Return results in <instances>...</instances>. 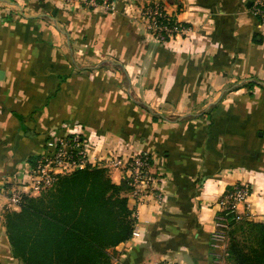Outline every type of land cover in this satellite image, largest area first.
<instances>
[{
    "label": "crops",
    "instance_id": "obj_1",
    "mask_svg": "<svg viewBox=\"0 0 264 264\" xmlns=\"http://www.w3.org/2000/svg\"><path fill=\"white\" fill-rule=\"evenodd\" d=\"M153 1L187 30L156 41L141 13ZM249 7L0 0L3 264L15 260L4 218L11 191L25 188L30 165L73 133L94 165L107 167L113 151L146 152L158 177L142 198L127 192L136 223L109 250L111 264H223L214 232L220 200L236 185L250 189L240 204L246 219L264 222V23ZM110 166L120 184L124 171Z\"/></svg>",
    "mask_w": 264,
    "mask_h": 264
},
{
    "label": "trees",
    "instance_id": "obj_2",
    "mask_svg": "<svg viewBox=\"0 0 264 264\" xmlns=\"http://www.w3.org/2000/svg\"><path fill=\"white\" fill-rule=\"evenodd\" d=\"M130 190L99 166L61 175L40 195L25 196L19 210L5 212L13 255L23 264H111L116 252L109 250L134 231ZM230 226L232 263L264 264V222L232 220Z\"/></svg>",
    "mask_w": 264,
    "mask_h": 264
},
{
    "label": "built area",
    "instance_id": "obj_3",
    "mask_svg": "<svg viewBox=\"0 0 264 264\" xmlns=\"http://www.w3.org/2000/svg\"><path fill=\"white\" fill-rule=\"evenodd\" d=\"M116 2L117 0H85V3L91 7L106 10H114ZM250 2L249 10L252 16L264 23V0H250ZM142 15L147 20L149 33L160 43L167 42L174 35L187 30L182 24L173 21L161 4L146 6L142 10ZM94 159L88 154L86 144L79 134L73 133L57 140L52 153L40 156L30 165L29 182L25 188L12 192L9 205L12 203L20 205L26 195L36 196L53 187L61 175L69 174L87 165H94ZM109 159L113 167L124 171L125 180L132 187L130 191L133 199L142 198L148 190L156 186L158 177L149 153L139 152L125 158L113 151L109 153ZM249 194V187L240 184L234 186L221 198L214 232V247L217 246V238L223 236V232L232 220L240 221L248 217L245 211H241L240 204L245 202ZM158 197L161 198V192L158 193Z\"/></svg>",
    "mask_w": 264,
    "mask_h": 264
},
{
    "label": "rangeland",
    "instance_id": "obj_4",
    "mask_svg": "<svg viewBox=\"0 0 264 264\" xmlns=\"http://www.w3.org/2000/svg\"><path fill=\"white\" fill-rule=\"evenodd\" d=\"M155 4H160L159 2H155V1H153V2H150V4H147V5H145L144 7H142V9H141V13H142V10L146 7V6H149V5H155ZM86 5H88V4H86ZM164 8V7H163ZM142 19H143V21H145L146 22V25H147V20H146V18L142 15ZM108 161L109 162H103L104 164L105 163H108L109 165H107V167L106 166H104L103 168H106L108 171H109V169L111 168V163H110V159H108ZM34 163V162H33ZM95 166H97V165H95ZM129 186L131 187V185L129 184ZM132 188V187H131ZM50 189V188H49ZM48 190V189H47ZM45 191V190H44ZM12 192H14V191H11V194H12ZM11 196V195H10ZM38 196V195H37ZM23 199L24 198H22V200H21V202H20V204L23 202ZM19 208H20V205H16V204H14V203H12V205H9L8 204V207H7V209H6V211H8V210H19ZM230 230H231V226H230V224H229V226L226 228V230L223 232V236L220 238V237H218L217 238V240H216V244H217V246H215V248H214V253L216 254V259H218V260H221V262L223 263V264H233L232 263V261L230 260V258H229V256H228V253H227V250H228V247H229V243H230V234H229V232H230ZM9 241V240H8ZM11 247V246H10ZM11 257L12 258H14L15 260L13 261V264H23V262L20 260V259H18V258H16L14 255H13V253H12V250H11Z\"/></svg>",
    "mask_w": 264,
    "mask_h": 264
},
{
    "label": "water",
    "instance_id": "obj_5",
    "mask_svg": "<svg viewBox=\"0 0 264 264\" xmlns=\"http://www.w3.org/2000/svg\"><path fill=\"white\" fill-rule=\"evenodd\" d=\"M250 4H251V2H250Z\"/></svg>",
    "mask_w": 264,
    "mask_h": 264
}]
</instances>
